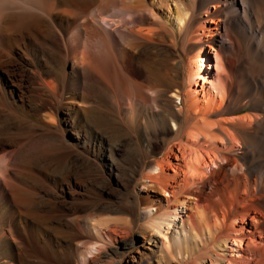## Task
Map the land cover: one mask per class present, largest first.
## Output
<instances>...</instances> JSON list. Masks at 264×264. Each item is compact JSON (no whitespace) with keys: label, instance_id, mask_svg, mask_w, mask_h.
<instances>
[{"label":"bare ground","instance_id":"obj_1","mask_svg":"<svg viewBox=\"0 0 264 264\" xmlns=\"http://www.w3.org/2000/svg\"><path fill=\"white\" fill-rule=\"evenodd\" d=\"M212 1L225 34L235 25L229 16L241 14L264 52V26L257 23L264 0H192L193 8L186 0H0V264H37L24 260L31 242L63 255L51 242L39 244L45 229L32 212L26 177L42 174L54 159L51 176L67 182L72 172L66 159L76 151L65 143L69 129L80 140L105 138L112 153L121 136L135 132L143 138L145 145L132 142L130 149L142 156L141 190L147 194L142 199L126 195L118 204L98 205L83 215L73 210L58 219L68 235V259L92 264L105 253L117 264H264V136L259 133L264 115L229 118L226 129L218 121V136L210 127H192L190 143L202 136L226 146L208 152L209 163L201 152L189 155L188 143L181 145L182 130L196 115L191 107L174 108L180 90H167L164 72L139 52L172 24L181 30L194 23ZM163 8L168 17L159 11ZM100 92L108 94L109 104ZM169 120L176 135L172 143L182 156L169 146L160 159L150 158L149 135L159 127L166 130ZM174 156L183 157L190 174L180 183V197L170 189L176 181L168 172ZM230 162L231 172H238L226 179L234 191L202 202L193 188L208 174L202 167L221 170ZM235 204L238 213L232 210ZM255 207L262 209L257 229L245 228L242 223ZM136 234L150 244V253L140 249ZM119 236L132 240L110 256L109 245Z\"/></svg>","mask_w":264,"mask_h":264},{"label":"rangeland","instance_id":"obj_2","mask_svg":"<svg viewBox=\"0 0 264 264\" xmlns=\"http://www.w3.org/2000/svg\"><path fill=\"white\" fill-rule=\"evenodd\" d=\"M185 3L187 7H194L192 0H186ZM216 6H218L217 3L212 1L207 9L198 11L194 23L185 29L180 30L174 23V26L172 24V28L170 27L171 31L170 29L167 32L161 30L154 42H148L139 48L141 56L148 55L154 66L164 72L167 90L176 88L180 90H178L179 98H173L174 108L179 106L187 110L191 107L194 111L197 119L192 118L188 124H184L181 145L185 146L188 143L190 151L188 147L187 149L191 156L203 153L207 163H209L207 153L213 155V152L225 148L226 144L221 139H203L202 136H200L199 143H190L188 132L192 127L206 128L205 130L210 127L211 132L218 136L220 127L229 128V118L239 117L240 120L249 121L254 113L264 115V52L259 51L262 47L260 43L251 38L252 26L241 14L235 15L234 13L229 16V21L234 19L235 25L230 36L225 34L221 28L222 16L216 13ZM159 11L163 16L167 15L166 9ZM251 14L254 18L257 14L256 10H253ZM258 14L259 22L257 23L264 26V14ZM238 19L242 22L239 26ZM261 21L263 22L260 23ZM100 94L105 103L110 101L106 92H100ZM192 101H196L198 106ZM219 105L221 109L217 110ZM198 121H201V125ZM197 122L199 125H193ZM171 126V120H169L166 123V130L159 127L158 130L151 131L149 137L153 155L150 158L160 159L169 146L174 148L175 154L182 156L180 149L172 143L176 135L171 130ZM259 133L264 136V126ZM65 136L67 138L65 143L70 146L74 144L73 148L76 149L66 159L69 160L72 172L67 182H59V179L51 176L50 173L55 167L54 159L48 161V168L46 171H41L42 174L32 173L26 177L28 183L26 188L29 193L31 192L29 197L34 201L32 212L37 214L39 224L45 229L43 231L45 235L42 234L43 237L39 244L49 245L51 242L64 252L62 255L59 252L42 250L36 248L31 242L24 252L26 262L81 264L76 259L72 257L68 259L66 256L68 235L63 228H60L58 219L73 210L75 214L83 215L98 205L118 204L126 199V195H136L142 199L147 194L141 190L143 169L139 159L142 156L133 153L130 149L132 142L141 147L146 144V141L143 138L140 139L135 132L121 136L117 144L118 149H115L113 153L109 149L107 140L98 135V137L92 136L80 140L69 129ZM51 150L54 155L56 151L53 148ZM229 157L233 158L234 155ZM171 163L168 172L176 178V181H172L174 187L170 189L174 190L175 196L180 197L184 193L180 183L188 179L190 174L187 172L183 157L179 159L174 156ZM233 164V162L227 163L221 170L213 165L202 167V170L204 169V172L208 174L203 177L204 180L198 179L193 186L202 202L211 203L221 198L224 192L234 191V187L226 180L238 175L237 171L231 172L229 169ZM52 166H54L53 169ZM151 193L155 194L150 191V195ZM160 196L163 197L161 193ZM232 210L238 213L241 208L235 204ZM261 212L260 207H255L254 211L245 217L243 226L256 230L261 219ZM236 224L241 225L240 220H236ZM136 239L140 249L150 253V244L144 243L141 235L136 234ZM131 240L132 236H119L113 244L109 245L108 253L111 254L109 255H115L118 247ZM106 255L101 254L99 259L92 264H117L109 262Z\"/></svg>","mask_w":264,"mask_h":264}]
</instances>
